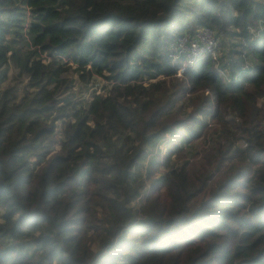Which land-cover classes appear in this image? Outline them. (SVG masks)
Wrapping results in <instances>:
<instances>
[{"label":"trees","instance_id":"obj_1","mask_svg":"<svg viewBox=\"0 0 264 264\" xmlns=\"http://www.w3.org/2000/svg\"><path fill=\"white\" fill-rule=\"evenodd\" d=\"M12 60L0 264H264V0H0Z\"/></svg>","mask_w":264,"mask_h":264},{"label":"built area","instance_id":"obj_2","mask_svg":"<svg viewBox=\"0 0 264 264\" xmlns=\"http://www.w3.org/2000/svg\"><path fill=\"white\" fill-rule=\"evenodd\" d=\"M219 39L215 35L212 28L203 26L198 28L194 33H187L172 43L173 61L181 65L179 74L187 68L188 65L194 63L197 57L204 53H211L215 58L218 57L217 47ZM250 63L246 62L244 67H249Z\"/></svg>","mask_w":264,"mask_h":264},{"label":"rangeland","instance_id":"obj_3","mask_svg":"<svg viewBox=\"0 0 264 264\" xmlns=\"http://www.w3.org/2000/svg\"><path fill=\"white\" fill-rule=\"evenodd\" d=\"M222 38L224 39L225 43L228 42V40H231L232 42H235V41H238V39H239L238 37H234L233 38L231 35L230 36L226 35V36H224ZM220 47L222 48L221 42H220V45H219V49H220ZM235 48H239L240 49L241 46L238 45V46H235ZM248 57H249V61L251 62V60H250L251 56L248 55ZM253 61H255V60H253ZM72 75L73 74H70V76H72ZM74 75L76 76V74H74ZM27 79H28V76L26 74H23V73L19 74V65L16 64L12 60L10 66H9V77H8V79L5 82H3L2 85H0V87H6L10 83H14V84H16L17 88L19 89L20 95H23V93L25 91V86L27 84ZM76 79H77V81L79 80V78L77 76H76ZM94 87H96L95 83L92 85V88H94ZM86 96H88V97L90 96V91L86 92ZM203 144H205V142H203L202 140H197L195 142V146L197 147V149H199ZM144 170L145 169L143 168L142 171H144ZM101 215L104 216V213L101 212ZM97 247H98V244L95 243L94 244V248H97Z\"/></svg>","mask_w":264,"mask_h":264}]
</instances>
